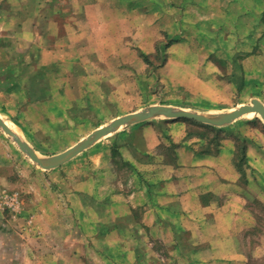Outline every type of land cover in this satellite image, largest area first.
Wrapping results in <instances>:
<instances>
[{
  "label": "rangeland",
  "instance_id": "rangeland-1",
  "mask_svg": "<svg viewBox=\"0 0 264 264\" xmlns=\"http://www.w3.org/2000/svg\"><path fill=\"white\" fill-rule=\"evenodd\" d=\"M0 8L42 19L27 51L11 29L0 36V59L27 54L38 62L29 75L53 66L67 91V117L57 118L66 107L30 109L49 116L25 126L44 160L150 107L221 120L254 99L264 104V0H0ZM17 114L11 99L0 106L19 134ZM0 130L9 141L0 151V264H203L201 253L205 264H264L261 114L224 124L132 119L50 168ZM200 212L207 223L185 230ZM166 223H180L176 236Z\"/></svg>",
  "mask_w": 264,
  "mask_h": 264
},
{
  "label": "crops",
  "instance_id": "crops-1",
  "mask_svg": "<svg viewBox=\"0 0 264 264\" xmlns=\"http://www.w3.org/2000/svg\"><path fill=\"white\" fill-rule=\"evenodd\" d=\"M4 10H5L4 8H0V11H2L3 13H4ZM182 10H186V8L183 7ZM12 11H14V13H17V14H11L8 16L7 15L4 16L3 14H0L1 15L0 16V36H3L6 32L10 31L11 29L12 31L11 35H13V37L15 38V43L17 45L19 44V48L24 47L23 50H25L33 44L34 40L32 39V37L34 38V35H32L31 32L34 33V29L38 27L42 19L37 18L34 21L30 22L28 21L29 18L27 17L24 18L22 14L21 15L18 14L20 10L13 9ZM40 11H42V9ZM251 11L252 12L254 11V7H252ZM220 13H222V9L220 10ZM42 14H44V12ZM42 14L40 17H42ZM18 17H20V21H18V23L13 24L16 18ZM27 23L29 24V26H27ZM222 26H223V23H220L219 27H222ZM35 37H39V33H37ZM12 60L13 61L11 62L9 61L6 63L4 59L3 61L0 59V85H1L0 106L3 105L8 99H11L13 101L14 106L17 109H19V114L12 116L10 120L12 121V124L14 123L15 125L19 127L21 133L18 134L14 130L13 131L23 141L27 142L34 150H36L32 145V140H31L32 138L29 136L28 132H26L25 126L30 127L31 126L30 124L34 122L45 124L47 122V119H49V116L45 117V111L43 110L42 113L44 115L43 116L39 115L38 117L37 115L33 114L30 109L36 108V106H39L41 109H44L47 106H51V108H55V109H63L62 107H66L64 108V111L60 110L59 112H57V116H58L57 118L67 117L69 115L68 114V103H67L68 97L65 98V96H67V91L62 89V86H61L62 83L61 81L59 82V77L56 74H54L56 70L53 66H41V67L39 66L36 68L34 72L35 74L32 73L29 75L28 72L38 62H36L34 59H31L30 56H28L27 54H22L21 57H18ZM64 76H66V74H64ZM63 101H64V106H63ZM0 117L8 124V120H6L7 116L6 118H4V116L0 115ZM6 142H9V141L6 139L5 134L2 133V131L0 130V151H5L4 149H5ZM10 146L12 145L10 144ZM67 147L68 145L65 146V148ZM12 150L14 151V148ZM18 150L19 149H15V151H18ZM22 151L24 150L22 149ZM171 210L172 212L170 213H174L178 215L177 214L179 212L178 209L172 208ZM208 210L209 209L205 210V212H207L206 214H208ZM144 214H145L144 219H143L144 226L141 227L142 233H145V231L147 232L148 228L150 230V227H149L150 224L148 221V217L149 215H152V213H150V210H147V211H144ZM206 214L202 215V212L198 214L194 213V215L191 216V219L187 220L188 225L184 224V229L198 232V230L195 228V224L196 222H198L199 225H205L207 223L206 216H205ZM179 217L180 215H178V218ZM224 223L225 221L223 220V217H222L220 220V227L221 226L223 227ZM163 225L168 226V228L170 227L172 234L177 233L180 227V223H175V224L166 223ZM163 225H162L161 231H164ZM145 226H147L148 228ZM151 226H155V224H152ZM156 226L157 228H160L161 224L159 223V221H157ZM174 235L172 236L174 237ZM215 235H217L220 241H223V238L225 239L228 237V230L227 229L223 230V228L221 229L220 232L216 230ZM146 237H148V235H146ZM177 240L181 242V238L178 237ZM209 246H211L210 243H208L207 247ZM220 258H222L223 260L229 261V256L227 255H221ZM195 259L198 260L200 263L201 262L203 264L206 263L205 261L206 259H204L202 253L200 254V256H197ZM217 259L219 258L216 257L215 259H212L211 261H216ZM222 259H219L217 261H220V260L222 261ZM234 260L236 259L235 258L231 259V261H234ZM171 261L174 264H177L180 262V259H177L175 257Z\"/></svg>",
  "mask_w": 264,
  "mask_h": 264
},
{
  "label": "water",
  "instance_id": "water-1",
  "mask_svg": "<svg viewBox=\"0 0 264 264\" xmlns=\"http://www.w3.org/2000/svg\"><path fill=\"white\" fill-rule=\"evenodd\" d=\"M249 112H256L258 114H261L262 117L264 118V104L260 100L254 99L253 104L242 105L241 107L235 109L233 112L225 114V116L221 120H215L208 116L200 115L198 113H194L190 111L175 112L172 109L167 108V107H150L147 110L129 114L124 117H120L116 119L112 124L108 126H104L96 130L95 132H93L91 135H89L87 138H85L80 143L46 160L42 159L38 155L36 150H34L27 142L23 141L18 135H16L15 132L10 128V126L1 117H0V125L5 129L7 133H9L10 135L14 137V139L19 143L21 148L25 152H27L35 161L50 168V167L57 166L71 159L72 157L78 155L86 147L92 144L96 139L107 134L114 127L129 123L132 119L144 120V119H147L157 114H166V115H172V116H177V117H188V118H192L198 121L208 122L211 124H224V123L233 121L236 118L241 117L242 115L247 114Z\"/></svg>",
  "mask_w": 264,
  "mask_h": 264
},
{
  "label": "bare ground",
  "instance_id": "bare-ground-1",
  "mask_svg": "<svg viewBox=\"0 0 264 264\" xmlns=\"http://www.w3.org/2000/svg\"><path fill=\"white\" fill-rule=\"evenodd\" d=\"M251 114H253V115H259L258 113H256V112H250ZM249 114V113H248Z\"/></svg>",
  "mask_w": 264,
  "mask_h": 264
}]
</instances>
